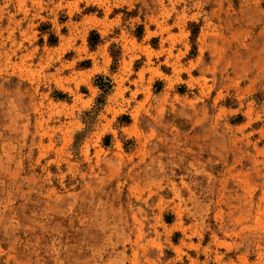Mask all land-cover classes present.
I'll return each mask as SVG.
<instances>
[{
	"label": "rangeland",
	"instance_id": "obj_1",
	"mask_svg": "<svg viewBox=\"0 0 264 264\" xmlns=\"http://www.w3.org/2000/svg\"><path fill=\"white\" fill-rule=\"evenodd\" d=\"M0 264H264V0H0Z\"/></svg>",
	"mask_w": 264,
	"mask_h": 264
},
{
	"label": "trees",
	"instance_id": "obj_2",
	"mask_svg": "<svg viewBox=\"0 0 264 264\" xmlns=\"http://www.w3.org/2000/svg\"><path fill=\"white\" fill-rule=\"evenodd\" d=\"M189 26H190V37H189V39H190V42H191L192 49L194 50L195 49L194 41H195V37L197 35L198 28H197V25L195 23H189ZM42 28H44V27H42ZM141 33H142V26H138L136 31L134 32V35L137 38H140L141 37ZM100 41H101V38L97 34V32H95L94 30L89 32V35L87 37V45H88V47L90 49L94 48L98 43H100ZM56 42H57V36L54 33H48L47 43L49 45H55ZM110 56H111L112 62H113L111 68H114L115 64H116V62L118 60V51L114 52L111 49L110 50ZM93 85L99 91L98 96L95 98L94 109L91 111L93 113L94 112L96 113L99 110L100 106L103 105L106 95H108V93L111 91L112 83H111L110 79L99 75V76L95 77V79L93 81ZM59 96H60L59 98L66 97V95H63V94H60ZM91 112L87 111L86 114H90ZM124 118H125L124 124L129 123V117L125 116ZM108 138H109V136L107 135L105 137V143L104 144H108L107 143Z\"/></svg>",
	"mask_w": 264,
	"mask_h": 264
}]
</instances>
